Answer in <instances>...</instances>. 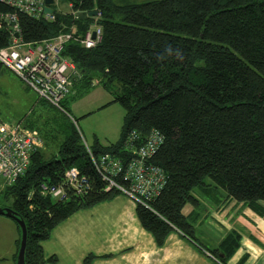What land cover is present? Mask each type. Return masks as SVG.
Instances as JSON below:
<instances>
[{"label": "trees", "instance_id": "obj_1", "mask_svg": "<svg viewBox=\"0 0 264 264\" xmlns=\"http://www.w3.org/2000/svg\"><path fill=\"white\" fill-rule=\"evenodd\" d=\"M57 1L58 9L50 5L52 20L16 11L19 39L37 41L73 28V39L63 44L61 54L77 74L70 78L61 108L68 113L66 97L75 81L88 87L96 79L107 89L117 88L111 101L122 107L123 116L115 141L86 146L69 113L24 85L34 97L18 120L38 131L42 147L30 154L21 176L3 186L1 193L10 200L0 204L24 222L23 264L53 261L43 257L39 244L49 230L73 211L120 193L104 189L86 147L95 156L109 153L123 160L131 155L127 147L140 145L150 129L162 140L149 160L162 169L166 181L147 206L135 203V214L157 244L176 228L202 245L191 222L194 209H185L198 206L202 196L231 198L263 215L264 0ZM92 9L98 12L100 37L84 48L74 37H82L95 19L77 13ZM0 11L13 9L0 3ZM9 40L8 30L1 27L0 47ZM5 72L17 78L0 63V76ZM42 109L48 112L44 117ZM45 149L50 150L47 157ZM71 166L88 180L80 194L63 184V171ZM40 184H62L65 198L41 194ZM18 242L19 237L15 250ZM237 246L236 236L227 234L216 247L203 248L224 264ZM89 260L85 256L82 264Z\"/></svg>", "mask_w": 264, "mask_h": 264}, {"label": "crops", "instance_id": "obj_2", "mask_svg": "<svg viewBox=\"0 0 264 264\" xmlns=\"http://www.w3.org/2000/svg\"><path fill=\"white\" fill-rule=\"evenodd\" d=\"M198 200V206L186 205L185 209H194L191 222L203 246L212 249L231 234L238 246L224 264H264V214L258 215L231 198L202 196ZM14 236L5 248L8 256L3 257L0 251V264L14 263L13 246L18 238ZM39 244L44 258L54 257L43 264H82L85 256H90L89 264H221L176 228L157 244L140 225L135 202L121 193L73 211Z\"/></svg>", "mask_w": 264, "mask_h": 264}, {"label": "built area", "instance_id": "obj_3", "mask_svg": "<svg viewBox=\"0 0 264 264\" xmlns=\"http://www.w3.org/2000/svg\"><path fill=\"white\" fill-rule=\"evenodd\" d=\"M0 3L13 9L10 12L0 11V28L4 27L10 34L9 44L0 47V63L38 97L69 116L61 108L60 101L68 93L70 78L77 74V70L74 64L61 54V50L67 40L73 39V28H70L69 32H60L50 38L23 42L18 36L15 12L19 11L42 20H52V9L50 13L43 12V0H0ZM52 4L58 9L57 0H53ZM67 6L69 7L70 3H67ZM92 17L95 21L88 26L83 36L74 37L84 48L94 46L100 37V28L96 22L98 12ZM14 33H17L16 37L13 36ZM161 140V134L155 129H150L140 145L127 147L131 150V155L123 160L109 153L95 156L87 147L86 152L95 172L105 182V190L114 187L135 203L147 206L146 202L160 192L166 181L162 169L149 160ZM41 147L42 140L35 128L27 127L19 120H0V187L11 184L21 176L30 154ZM63 179V184L75 194L82 193L88 187L86 177L73 166L63 171ZM39 188L42 194L54 199L66 196L62 184H40Z\"/></svg>", "mask_w": 264, "mask_h": 264}, {"label": "rangeland", "instance_id": "obj_4", "mask_svg": "<svg viewBox=\"0 0 264 264\" xmlns=\"http://www.w3.org/2000/svg\"><path fill=\"white\" fill-rule=\"evenodd\" d=\"M92 82V86L82 87L80 80L75 81L66 97L67 111L73 117L74 125L86 146L96 143L104 145L115 141L119 135L123 116L122 107L117 102L111 101L118 91L117 88L110 86L107 89L96 79ZM33 97L34 94L26 89L18 78L8 72L3 73L0 76V120H18L31 105ZM47 114L45 109L39 113L43 117ZM41 118L38 121H41ZM49 149L52 150V148ZM50 150H43L45 157L50 155ZM2 188L0 187V204L7 205L10 199L5 201L1 193ZM15 225L11 218L0 214V251L3 257L8 256L5 248L9 238L14 234L15 238L19 235ZM2 264L8 263L3 261Z\"/></svg>", "mask_w": 264, "mask_h": 264}, {"label": "water", "instance_id": "obj_5", "mask_svg": "<svg viewBox=\"0 0 264 264\" xmlns=\"http://www.w3.org/2000/svg\"><path fill=\"white\" fill-rule=\"evenodd\" d=\"M44 6H43V12L50 13L51 8L50 5L53 3V0H43ZM96 11L94 9L89 10L87 12H78L77 15L81 18H84L85 16H94ZM10 25H12L11 22H9ZM14 37L17 36V33L13 34ZM91 36H93V32H91ZM0 214L11 218L15 224L18 226L19 229V242L17 246V250L15 253V259L14 264H23V251H24V245H25V225L21 218H19L14 210H12L9 207L6 206H0Z\"/></svg>", "mask_w": 264, "mask_h": 264}]
</instances>
